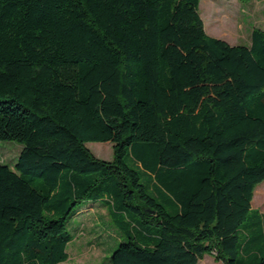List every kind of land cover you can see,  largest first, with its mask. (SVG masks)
<instances>
[{"label":"trees","instance_id":"16d2710c","mask_svg":"<svg viewBox=\"0 0 264 264\" xmlns=\"http://www.w3.org/2000/svg\"><path fill=\"white\" fill-rule=\"evenodd\" d=\"M199 4L0 0V264L67 261L85 202L125 238L106 264H264V30L230 44Z\"/></svg>","mask_w":264,"mask_h":264},{"label":"rangeland","instance_id":"374dc122","mask_svg":"<svg viewBox=\"0 0 264 264\" xmlns=\"http://www.w3.org/2000/svg\"><path fill=\"white\" fill-rule=\"evenodd\" d=\"M200 15L206 31L230 44H248L254 28L264 30V0H200ZM88 148L99 158H113L112 142H87ZM22 145L15 141L0 142V158L15 164ZM252 206L264 211V181L254 192ZM105 206L85 202L80 211L67 222L73 235L67 251L69 259L59 264H106L113 251L124 241L114 227ZM198 264H223L213 254H206Z\"/></svg>","mask_w":264,"mask_h":264},{"label":"crops","instance_id":"0c3cea01","mask_svg":"<svg viewBox=\"0 0 264 264\" xmlns=\"http://www.w3.org/2000/svg\"><path fill=\"white\" fill-rule=\"evenodd\" d=\"M219 38H220V37H219ZM222 39H223V38H222ZM252 202H253V201H252ZM261 212H263V213H264V211H262V210H261Z\"/></svg>","mask_w":264,"mask_h":264}]
</instances>
